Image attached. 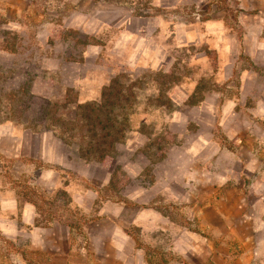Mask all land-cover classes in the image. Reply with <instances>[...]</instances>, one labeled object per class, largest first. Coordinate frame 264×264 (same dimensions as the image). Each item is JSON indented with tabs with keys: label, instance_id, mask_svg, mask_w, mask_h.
<instances>
[{
	"label": "rangeland",
	"instance_id": "rangeland-1",
	"mask_svg": "<svg viewBox=\"0 0 264 264\" xmlns=\"http://www.w3.org/2000/svg\"><path fill=\"white\" fill-rule=\"evenodd\" d=\"M94 1L98 2L0 0V123L12 121L18 128L24 125L31 130H60L64 147H69L63 152L69 157L67 164L77 169L78 175H90L92 184L83 178L76 185H87L97 193L95 212L86 214L79 207L71 208V215L59 216L76 229L75 243L79 247L86 244L87 221L103 217L97 214L99 207L109 204L107 200L123 199V203L127 200L134 204L132 213L154 207L161 214L158 220L149 218L142 225L131 223L127 229L136 238L141 264H181L182 229L188 228L193 216L182 211L180 200L168 198L166 191L156 192L154 172L164 164L166 154L182 143L177 133L186 126L174 122L178 116L197 111L204 95L226 89L227 80L240 77V67L257 71L264 79V0ZM102 11L163 19L161 29L153 30L166 51L160 63L147 68L129 64V58L123 55L124 44L120 50L115 48L119 21L108 24L107 19H97ZM209 19L218 29L205 28ZM88 20L90 24L95 22V31L85 28ZM102 21L108 25L94 33ZM177 21L192 31L187 33L186 43H177L173 36V23ZM198 24H202L201 31L194 30ZM84 32L96 35L83 39L78 33ZM112 78L114 84L103 90ZM102 91L105 102L81 101L92 96L101 100ZM78 103L89 107L84 111L82 106H76ZM99 103L101 110L96 108ZM196 126L190 123L187 130ZM119 127L121 130H117ZM137 130L147 132L150 141L139 151H127L121 145L118 150L109 149L108 186L101 180V169H78L84 160L79 150L98 144L88 137L91 133L111 134L112 144L117 146L118 141ZM123 157L132 161L127 163L128 170L122 169ZM136 192L140 194L139 201L128 197ZM0 244V264H23L15 255H8L21 250L20 246ZM89 245L98 249L100 242L94 238ZM26 252L33 264H64L63 258L51 261L48 254L45 260L28 249Z\"/></svg>",
	"mask_w": 264,
	"mask_h": 264
},
{
	"label": "crops",
	"instance_id": "crops-1",
	"mask_svg": "<svg viewBox=\"0 0 264 264\" xmlns=\"http://www.w3.org/2000/svg\"><path fill=\"white\" fill-rule=\"evenodd\" d=\"M124 13L102 11L97 19H107L108 24L119 21L115 48L120 50L124 44L123 55L129 64L158 65L166 51L153 30L161 29L163 19ZM89 20L85 28L95 31V22ZM107 23L102 21L92 32H100ZM173 24L176 42L186 43L187 33L192 31L182 21ZM205 24L210 31L218 29L213 19ZM200 27L202 24L194 25V30L201 31ZM84 33L88 38L96 35ZM239 71V78L227 80L226 89L204 95L197 111L174 120L186 126L177 133L182 143L166 154L164 164L154 172L156 192L166 191L168 198L180 200L182 211L193 216L188 228L182 229L181 264H264V79L257 71L241 67ZM92 100L100 99L92 96L81 101ZM7 122L0 123V243L21 248L8 255H15L23 264H33L27 259V249L45 260L47 254L51 261L63 258L64 264H124L126 260L141 264L136 238L127 229L131 223L156 220L159 211L151 207L132 213L133 203L107 200L109 204L97 211L103 217L87 221L86 244L79 247L76 229L59 216L71 215V208L79 207L86 214L95 212L97 193L87 185H76L83 178L92 184L90 175H78L67 164L69 157L63 152L69 147H64L60 130H31ZM190 123H196V129L187 130ZM149 141L147 132L137 130L115 147L139 151ZM121 160L122 169L128 170L127 163L132 161ZM106 164L81 159L78 169H101V180L108 186L111 171ZM139 196L138 192L128 194L133 201H139ZM94 238L100 242L98 249L89 245Z\"/></svg>",
	"mask_w": 264,
	"mask_h": 264
},
{
	"label": "trees",
	"instance_id": "trees-1",
	"mask_svg": "<svg viewBox=\"0 0 264 264\" xmlns=\"http://www.w3.org/2000/svg\"><path fill=\"white\" fill-rule=\"evenodd\" d=\"M75 33V32H74ZM78 35H80L81 38L83 39H87V35L83 34V33H78ZM115 78L110 79L109 83L106 85V87L103 88V90L109 89V87L112 85V83L114 84ZM104 100V101H103ZM106 100V95L103 93L102 91V95H101V100H99L98 102H105ZM101 105L102 103H99L98 106H96V108H99L101 110ZM76 106H82V108L85 110H87V108L89 107V104L87 103H78ZM83 117L87 119V115L83 114ZM99 120L101 121V117L99 118ZM117 130H121L120 127ZM122 136V134H121ZM82 137H85V135H83ZM94 143H98L95 144L96 146L92 145L93 147L88 148L87 150H79V154L81 153L82 157L86 160V161H92V162H100V163H106L107 159L109 158V155L107 154V152L109 151L110 148L113 149V147L115 148V146L112 144L113 142V136L111 134H108L106 132L102 133V134H96L95 132L91 133L88 136ZM123 137V136H122ZM121 137V138H122ZM120 140V136L117 137ZM117 138L115 140H117ZM90 140V141H91Z\"/></svg>",
	"mask_w": 264,
	"mask_h": 264
}]
</instances>
